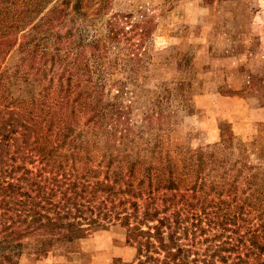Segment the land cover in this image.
Masks as SVG:
<instances>
[{
  "label": "trees",
  "instance_id": "1",
  "mask_svg": "<svg viewBox=\"0 0 264 264\" xmlns=\"http://www.w3.org/2000/svg\"><path fill=\"white\" fill-rule=\"evenodd\" d=\"M82 3L0 0V264L113 225L134 256L109 264H264L263 166L223 128L220 154L150 144L143 122L165 116L136 128L124 86L105 90L109 47L89 38Z\"/></svg>",
  "mask_w": 264,
  "mask_h": 264
},
{
  "label": "rangeland",
  "instance_id": "2",
  "mask_svg": "<svg viewBox=\"0 0 264 264\" xmlns=\"http://www.w3.org/2000/svg\"><path fill=\"white\" fill-rule=\"evenodd\" d=\"M101 1L82 5L89 38L109 47L105 90L124 86L121 102L136 128L153 109L165 116L150 128L143 122V137L177 156L187 149L220 154L223 128L235 147L245 145L247 162L264 168V0H104L99 12ZM113 17L121 36L115 47L107 28ZM16 62L17 55L8 64ZM133 256L124 228L113 225L47 257L25 254L21 264H109Z\"/></svg>",
  "mask_w": 264,
  "mask_h": 264
}]
</instances>
